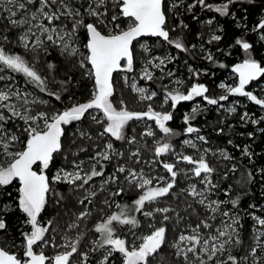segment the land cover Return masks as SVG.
Masks as SVG:
<instances>
[{
  "label": "snow or ice",
  "instance_id": "1",
  "mask_svg": "<svg viewBox=\"0 0 264 264\" xmlns=\"http://www.w3.org/2000/svg\"><path fill=\"white\" fill-rule=\"evenodd\" d=\"M238 0H226L225 3L214 5L206 3L205 0H195L194 4L188 5V9L196 6L198 3L202 8L208 11H214L223 16L230 14L229 6L237 3ZM250 5L255 6L256 0H247ZM119 10V15L130 18L131 23L126 30H113L105 34L101 31V27L107 28L109 24L118 20V15L109 16V11L113 8ZM178 7L176 3L170 6L166 4V0H85L84 4L76 6L75 0H0V19L6 20L3 25L4 31H0V190L6 189L13 184L14 181L19 182L18 196L13 198L11 192H4V199H0V232L7 233L8 223L6 217L10 216L14 211L19 210L25 217L24 223L31 226L30 232H22L25 247L23 258H18L15 253H10L0 247V264H88L87 252L81 249V240L84 238L82 233L73 240L70 236L62 237L63 243L56 244L49 236L50 228H53L54 221L49 220L47 225L42 226L38 217L45 209L49 194L56 196V203L59 204L63 199L60 193L52 192L51 183H66L72 186L73 191H81L82 198L78 199V203L84 205V210L80 211L76 220L71 224H67L68 228H77L79 225L76 221H81L92 215L87 205L93 203L97 191L92 189L90 182L96 177H105V163L111 162L113 156L119 158L125 154L123 152L113 151V143L108 142L103 145V149L96 151L93 156L89 157V170L84 169V160L73 159L70 163L71 170L58 169L52 177L51 183L45 170L50 167L53 162L54 154L59 153L63 149L62 137L65 135V126L72 125L74 122H84L89 119L91 122L101 126L102 131L98 133L100 138L112 137L117 141L127 140L129 144L136 143V137H126L125 128L129 121L133 120H152L156 127L164 134V137L175 135L173 129L168 127V122L173 120L172 111L161 112L156 111L151 103L147 104V110L136 112L128 110L123 100L119 101L120 107L117 108L113 104V96L115 92L113 84V73L117 71L132 72L134 68V48L133 42L138 41L141 37H156L167 42L181 51L188 49L180 40H173L170 37L168 28L167 10ZM33 8L34 11H29ZM81 8L84 9L81 12ZM18 13L19 18L18 17ZM233 17L234 13H231ZM91 18L92 22H85V18ZM47 21V23H45ZM71 27H68V23ZM212 24L213 20L206 21ZM181 27H187L180 22ZM119 29V24L115 25ZM13 29L18 30L19 34L10 39ZM84 33L82 47L85 52L80 51V32ZM253 31H264V19L257 22ZM261 40H264L262 35ZM220 35H213L212 41H219ZM15 45L23 49L24 54L10 51L8 46ZM236 45L241 46L245 53H249L253 49V44L238 38ZM54 46L59 49V54L70 63L75 62V66L81 70L82 74L94 81V90L92 97L87 102L73 103L70 107L60 112H46L36 110L38 105L47 104L48 101L41 100L38 97H31L26 90H21L15 81L14 74H22L26 83L31 84L40 92H48L50 96H54L56 100H60L59 93L48 90L47 77L42 76L35 68V64L39 62L41 54L48 55V47ZM144 52L150 49L146 44L140 45ZM195 47V45H193ZM30 55L32 60L26 57ZM172 59H175L173 57ZM207 59L212 60L209 54ZM158 60V63L154 61ZM124 62L122 65L121 62ZM167 62H171L167 57H155L149 60L148 64L153 65L157 69L163 71L162 66ZM223 66V65H221ZM47 68L52 70L55 64L48 63ZM190 72H193L189 68ZM234 71L238 73L239 83L236 86H229L220 83L219 88L227 94L220 95L218 98H210L206 93L209 89L203 84H194L183 93L180 91H167L164 97V103L171 101V107H175L181 101H193L196 97H202L207 104L221 105V101H227L230 95L246 97L249 101L264 108V98H258L251 91L246 90L251 82L257 81L264 77V67L260 62L252 58L251 55L244 59L242 63L235 65ZM168 76L173 73L169 71ZM198 76V72H193ZM141 79L152 81L153 73L144 67L141 71ZM125 81L128 78L125 77ZM10 82V83H9ZM177 84L181 82L176 81ZM62 87L66 88L64 82ZM132 92L137 94L140 101H152L157 96L156 91H151L146 87H138L133 81L129 85ZM90 110H96L102 114V118H98ZM200 110V106L196 105L191 109V115L185 114L183 117L186 134L198 133L199 129L192 126L191 120L195 118ZM229 113H235V106L228 107ZM264 119V118H262ZM241 120L250 121L253 124H259L261 121L252 119L247 112L243 113ZM16 121L23 122L22 131L27 134L26 141L22 150H12L13 146L20 142V136L9 128L11 122L16 127ZM20 129L17 128V131ZM223 132V129H219ZM264 131V129H261ZM81 137L91 139L90 135L81 131ZM142 136L155 137L154 130L149 128L141 133ZM251 137L254 134L248 133ZM197 141L207 143L204 136L198 135L195 140L185 139L183 144L191 149L199 152L198 157L192 155H183L175 151L173 145L169 142L156 141L154 154L156 157L165 156L172 153L176 156V162L153 161L151 163H161L164 170L168 174V179L163 176L149 177L146 176L142 169H127L123 165L115 168V172L125 174L124 180L128 186H120L116 191L111 192L103 201L106 207L111 208L114 201L112 198L120 196L128 189L141 190L137 194V198L133 202V211L140 213L143 217L149 218L148 228L151 229L150 234L139 237L142 241L138 245L131 246L125 238L118 236L117 228L129 226V231L137 229L141 226V221L129 211L128 205H119V211L106 215L100 222L95 224L94 232L99 234V239L93 241L92 251L97 252L100 249L99 264H113L115 260L114 253L122 257V264H156L157 257L161 252L166 250L168 245V234L170 228L168 223L174 217L170 213H175V222L179 224L185 219L174 208L155 207L152 210H145L147 205L155 204L164 198H168L176 188L179 176L201 178L197 184H189L183 191L193 198L196 204L208 213L206 218L200 220L189 232L179 230L175 236L171 247L174 249L173 256L177 258L176 264H247L249 257H253V264H262L261 258L257 255V250L264 252V217L257 216L254 212L248 215L254 220L253 224V246L244 255H234L231 249L236 245H241L242 240L239 235L240 219L236 214H230V210H222L221 206L230 203L236 208L240 202V198L230 201L212 200L209 196L219 189V185L214 183L212 175L217 171L206 158L209 154L215 156L211 149L200 150L197 147ZM75 144V139L72 140ZM231 143V141H229ZM87 149L80 148L73 156L78 157L79 152H86ZM130 157H139L140 149L129 153ZM219 157L229 161L233 157L226 150H220ZM243 155L251 159L252 153L247 147L243 150ZM67 159V157H65ZM186 162L191 165L187 171L178 169L177 164ZM139 164L140 160H134ZM99 164V169H97ZM34 165H40L41 171L37 172L33 169ZM236 172V166L233 164L229 169ZM257 174L264 181V169H257ZM228 172L223 173V179H227ZM256 179L251 171L241 182L251 184ZM119 177L115 173L110 174L103 179L100 185V191H104V185L117 183ZM154 181L155 186H154ZM88 186V187H86ZM225 195L228 192L225 191ZM111 201V202H110ZM255 209L256 205H250ZM188 208H192L189 204ZM103 210L101 209V212ZM161 216V220L152 223L156 215ZM220 217L219 226H214L211 221H215L217 216ZM202 229H212L211 232H203ZM135 236V232H132ZM51 244L55 248H63L54 256H46L43 251L37 253L34 246Z\"/></svg>",
  "mask_w": 264,
  "mask_h": 264
},
{
  "label": "trees",
  "instance_id": "2",
  "mask_svg": "<svg viewBox=\"0 0 264 264\" xmlns=\"http://www.w3.org/2000/svg\"><path fill=\"white\" fill-rule=\"evenodd\" d=\"M182 1V0H178ZM76 6L84 4V0H75ZM180 7L175 8L170 12V7L166 14L168 17V28L170 31V37L173 40H180L187 51H181L176 49L174 46L167 44V42L162 41L160 38L156 37H145L152 39L153 48L155 53L170 54L171 62H168L169 67H173L177 70V73L181 75L184 79L182 91L186 92L191 88L193 83H205L209 89V95H218V84L225 80L228 74H234L233 66L236 63L243 62L247 59L249 55L256 59L258 62L264 65V40H261V36L264 35V31H253L258 21L264 19V0H256L255 6L250 5L247 0H238L237 3L229 6L230 14L223 16L214 11H208L202 8L198 3L196 6L188 9V5L194 4L195 0H183ZM206 3L219 5L226 2V0H205ZM168 5V0H166ZM83 10V8H81ZM111 14L118 15V20L112 22L107 28L101 27V31L104 33L111 32L113 30L119 31L124 30L128 27L130 18H125L119 15V10L113 7L110 10ZM234 13L235 16L231 15ZM111 14H109L111 16ZM212 19V24H207L206 21ZM183 22L187 27H181L180 22ZM85 22H92L91 18L86 17ZM71 26L70 22H67ZM6 22H1L0 20V31H4L5 34H9L3 25ZM119 24V29L115 28V25ZM13 32V30H12ZM10 34V39H13V34ZM80 40L77 44L80 45V51L85 52L86 50L82 47V41L84 40V33L81 31L79 33ZM213 35H220L222 37L219 41H212L211 37ZM238 38H243L245 41L253 44V49L249 53H245L241 46L236 45L235 41ZM136 42L134 44V63L138 62L140 57L139 52L135 48ZM195 45V47H193ZM11 51L16 53L24 54L19 48H13ZM48 55L41 54L39 62L34 66L40 72L42 76L47 77L48 80V90L51 92L59 93L61 96L60 100H56L54 96H50L48 92H40L39 89L35 88L38 96L41 100L48 101L47 104L38 105V111L46 112H60L70 107L73 103H83L91 99L94 90V81L85 77L81 70L75 66V62L70 63L64 57L59 54V49L54 46L48 47ZM212 56V60L207 59L208 55ZM175 57V59H172ZM29 61L32 57L28 55L26 57ZM48 63L55 64V68L49 70L47 68ZM223 65V66H221ZM189 68L193 72H198L199 75H193V72L189 71ZM123 72V71H121ZM121 72H117L114 75V96L113 104L117 108L120 107L119 101L123 100L125 105H127L130 111H146L147 104L151 103L152 107H156L157 100L162 102V97L166 95L167 91H171L167 84V78L165 74L156 70L153 74L154 79L152 81H147L141 79L137 74L139 81L142 84L149 85L154 91L157 92L156 98L152 101H140L137 98V94L132 92L129 85L126 84L121 77ZM136 74L135 70L131 72ZM20 82L24 85L34 87L31 84L26 83L25 78L22 74H15ZM237 77L234 76L230 82L235 83ZM264 80V77L259 78L254 84ZM61 82L66 85L62 87ZM1 83V82H0ZM251 85V87H252ZM250 87V88H251ZM253 94L257 95V92ZM212 96V95H210ZM235 96V95H234ZM237 96V95H236ZM244 98L245 107L243 108L249 114L254 115L261 122L259 124H253L250 121L241 120V110L238 113H234L230 116H226L225 121H221L220 116L216 114L213 105L201 108L195 118L191 121L201 128L202 132L205 134L206 138L211 144H214L217 148L221 150H226L229 155L233 157L232 160L226 161L221 159V163H213L214 168L217 169L212 175V180L214 183L219 185V196L224 201H230L240 198V202L236 208H233L230 203L224 204L221 208L222 210H230L231 213L239 216L240 226L239 235L242 240L241 245L234 246L231 251L234 255H244L253 246V224L254 220L248 215V213L254 212L257 216L264 217V181L260 179V175L257 174V169H264V116L260 113L262 108L256 105L254 102L249 101L246 97ZM202 99V98H201ZM203 100V99H202ZM204 101V100H203ZM192 106L190 101L180 102L174 109L173 120L168 123L169 127L173 129L175 135L164 137V134L160 130L156 131L157 134L163 136V142H169L173 145L175 151L178 150V144L181 139H183L185 129L183 123H179V120L184 117L185 114L191 115ZM94 113L95 110H90ZM95 114V113H94ZM98 118H101V113L96 114ZM136 120L130 121L125 128L126 137H136V143L129 144L127 140L117 141L112 137L100 138L98 133L102 131L100 125L91 122L90 118L84 122H74L72 125L65 126V135L62 138L63 149L61 152L54 154L53 162L47 169V175L51 183V176L53 171L58 168L70 169V163L73 159L84 160L85 171L89 170V157L93 156L96 151L103 149V145L111 142L114 147H116L118 152H123L125 155L123 157H115L111 162L105 163V177H96L90 182L92 189L97 191V195L93 198V203L87 205V208L92 212V215L84 218L81 221H76L78 223L77 228H68L67 224H71L76 220L79 212L84 210L85 206L78 203V199L82 198L83 193L81 191H73L72 186L66 183H51L52 192L60 193L63 199L59 204L56 203L57 197L49 194L48 201L45 205V209L40 214L42 226L47 225L49 220L54 221L53 228H50L49 233L46 234L47 237H56L59 240L68 234L72 239H76L82 233L84 238L81 240V249L89 254L88 264H99L100 249L97 252L92 251L93 241L99 239V234L94 232L95 224L100 222L106 215L112 212L119 211L120 209L116 207L119 205H128L131 214L135 215L137 219L141 221V226L137 229H133L131 232H135L139 237H143L150 234L151 229L148 228L149 218L143 217L140 213H135L133 209V202L137 198V194L141 191L139 189H128L120 196L112 198L114 203L112 207H106L103 201L108 198L111 192L117 190L118 187L124 186L128 188L124 175L115 172V168L119 165L125 166L127 169L136 170H146L149 174L159 173L160 170H164L161 163H151L153 161L161 162H176V156L169 153L165 156L156 157L154 154V148L156 143H154V137L142 136L143 126L135 122ZM152 121V120H149ZM153 122V121H152ZM11 123V122H10ZM9 123V124H10ZM223 129L220 132L219 129ZM83 131L87 135L91 136L88 139L86 136L81 137L79 133ZM22 138H27V134L19 132ZM248 133H253V136H249ZM75 139V144L72 140ZM231 141V143H229ZM247 147L252 153L251 159L243 155L244 148ZM80 148L87 149L86 152H79L78 157L73 156V153L78 152ZM137 148L140 149L139 157H130L129 153L135 151ZM188 152V150H185ZM67 157V159H65ZM139 159L140 163H134V160ZM236 166V172H231L229 169L232 165ZM40 166V165H39ZM37 166V167H39ZM178 169L187 171L189 169V164L186 162H180L177 164ZM97 169H99V164H97ZM251 171L256 175V179L251 184L238 183L247 175V172ZM228 172L227 179H223V173ZM46 173V172H45ZM115 173L119 177L117 183L104 185V191H100V185L103 179L107 178L108 175ZM164 175H168L166 171H163ZM176 188L170 194L168 198H164L161 201L147 205L145 210H152L155 207H165L169 206L179 212L181 216L185 217L183 221L179 224L175 222V213H170L174 219L168 223L170 232L168 234V245L166 250L161 252L157 257L156 264H176L177 258L173 256L174 249H172L171 244L178 234L179 230H184L189 232L191 227H194L196 223L200 220L206 218L207 215L211 213L196 204L191 196H188L183 190L187 188V183L191 181L189 177L179 176ZM197 180V178H195ZM155 182V181H154ZM88 187V186H86ZM19 188V182L14 181L11 186L6 189L0 190V199H4L3 193L11 192L12 197H17V189ZM225 191L228 195H225ZM111 202V201H110ZM191 204L192 208H188ZM250 205H256L253 209ZM101 209L103 210L101 212ZM8 223L7 233L0 232V245L6 250L17 254L18 257H23V236L22 232H26L27 228L24 225L25 217L19 210L14 211L10 216L6 217ZM159 214L156 215L152 223H157L159 226V221L161 220ZM214 226L220 223V217L217 216L215 221H211ZM121 228L128 229L129 226H123ZM203 232L207 233L213 231L212 229H202ZM130 232V231H129ZM130 232V233H131ZM123 237L131 244V238L128 234H123ZM137 244L141 242L138 239ZM63 248H53L49 250V246H46L43 251L45 255H51L54 252L63 251ZM260 250H257V255H260ZM116 257L113 264H122V257L119 254L114 253ZM253 257H249V262H251Z\"/></svg>",
  "mask_w": 264,
  "mask_h": 264
},
{
  "label": "rangeland",
  "instance_id": "3",
  "mask_svg": "<svg viewBox=\"0 0 264 264\" xmlns=\"http://www.w3.org/2000/svg\"><path fill=\"white\" fill-rule=\"evenodd\" d=\"M84 2H85V0H84ZM173 3H176V4L178 5V7H180L181 3L183 4L184 2H183V0H182V1H178V0H168V5H169V6H170L171 4H173ZM173 10H174V9L170 8V12L173 11ZM29 11H34V9H33V8H29ZM83 11H84V9L81 10V12H83ZM109 14H111L110 11H109L108 15H109ZM19 15H20V14L18 13V17H17V18H19ZM111 15H113V14H111ZM115 15H116V14H115ZM109 16H110V15H109ZM0 20H1V22H6V23H7L6 20H3V19H0ZM129 20H130V22H129V24H130L132 21H131V19H129ZM115 22H116V21H115ZM45 23H47V21H45ZM113 23H114V22H113ZM68 27L70 28L71 26L68 25ZM12 34H13V39H14V37H15L16 35H18L19 32H18V30L13 29ZM153 43H154V42L152 41V39H149V38H141V39H139V40L136 42L135 48L137 49V51H138L139 54H140V57H139V59H138V62L134 63V68H133V69L135 70L136 74H133V73L128 72V71H123V72H121V77L123 78L124 82H125L126 84H130V83H132L133 81H135V82L137 83V86H138V87H146V88L149 90V92L154 91L149 85L142 84V83L139 81L138 77H136V75L138 74L139 77L141 78L140 74H141L142 69H143L144 67H148V70H149L150 72H152L153 74L156 73V70H158V71H160L161 73H164V74L166 75V76H165V78H167V83H166L167 85H166V86H169V88L171 89V91H173V92H175V91H180V92H183V93L186 94V92L182 91V89H181V87H183V84H184V79L181 77V75H180L179 73H177V70H176V69H174L173 67H172V68L169 67L168 62H167L165 65L162 66L163 71H161V69H157V68H155L153 65L148 64V61H149V60H153L155 57H159V58H165V57H167L168 60H170V54H165V55H164V54H161V55H159L158 53H155L154 48H153ZM141 44H146V45L149 47L150 51H149V52H144L143 49H141V47H140ZM15 47H16V48H19L20 50L23 51V49H22L21 47L15 45V43H13L12 45H9V46H8V48H9L10 51H11L13 48H15ZM154 62H155V63H158L159 61H158V60H155ZM169 71H171V72L173 73L172 76H168V75H167V73H168ZM7 74L13 75V76L15 77V74H14V73H7ZM234 76L237 77V75H236L235 73H234V74H228V75L226 76L225 80L222 81V82H220V83H225L226 85H229V86H236V85L238 84V78H237V80H236L235 83L230 82V81L232 80V78H234ZM125 77L128 78V81H127V82L125 81ZM177 80H179L181 83H180V84H177V83H176ZM15 81H16V83H17V86H18L21 90H26V91H28V92L30 93V98H31V97H38L39 99H41V98L38 96L37 92L35 91V88H34V87H31V86H27V85L22 84V83L20 82V80H19L17 77H15ZM3 83H6V82H1V83H0V86H2ZM9 83H10V82H9ZM197 83H198V82H197ZM197 83H193L192 85L197 84ZM220 83H219V84H220ZM219 84H218L217 86H219ZM192 85H191V86H192ZM217 90H218V95H215V94H210V95H212L213 97L218 98L220 95L227 94L224 90L220 89L219 87L217 88ZM250 90H251L252 92H254V93L257 92L258 97H260V98H264V80L261 81V82H258V83H256V84H254V86L252 85V87L250 88ZM164 97H165V96L162 97V102H159V101L157 100V103H156L157 105H156V107H153V108H154L156 111H161V112L172 111L173 116H175V115H174V109L171 107V103H172V102L169 101L168 103H164ZM154 98H156V97H154ZM220 103H221V105H223V107H221V106H219V105H213V106H211L210 104H207V102L203 101L200 97H196V98H194L193 101H190V104H191L192 108H193L194 106H196V105H199V106H200V109H201V108H205L206 106H211V107H213L214 110H215V112H216V114L220 116L221 121H225L226 116H230V115L234 114V113H229V112L227 111V108H228V107L235 106V107L237 108V111H236L235 113H238V112L240 111V109L242 108V110H241L242 115H243V113L247 112L246 110L243 109V108L245 107V103H244V98H243V97L236 96V95L234 96V95H233V96H230L229 99H228L227 101H223V102H220ZM36 110H38V108H36ZM94 113L97 114L96 110L94 111ZM247 113H248V112H247ZM260 113L262 114V116H264V109H261ZM248 114H249V113H248ZM242 115H241V116H242ZM249 116H250L252 119H257V118H258V117L254 118V117H253L254 115H251V114H249ZM100 117L102 118V115H101ZM129 122H130V121H129ZM135 122H138V124H140L141 126H143V128H144V129H143V132L147 131L149 128H151L152 130L155 131L156 135H155V137H154V143H156L157 140H159L160 142H163V136H162L163 133H162V135L157 134L156 131H158L159 129H158V127H156L154 121L152 122V121H149V120H147V119H144V120H136ZM190 122H191L192 126H194V127H196V128L199 129V132H198V133H192V134H186V133H184L183 139H181V140L179 141V144H178V150H177L176 152L181 153V154H183V155H192V156H194V157H198V156H199V152H198L196 149H191V148H189L188 146L184 145V144H183V140H185V139H193V140H195V138H196L198 135H202V136H204L205 138H206V136H205V134L202 132V130H201L200 127H198L197 125H195L192 121H190ZM179 123H183V125H184V129L187 127V125L184 123L183 118L179 120ZM167 126L169 127V125H167ZM8 127H9V128H12V130H13V131H16V134L20 136V142L16 143V144L13 146V149H12V150H15V151L22 150V149H23V146H24V142L26 141L25 138H22V137H21V134L19 133V132H23V131H22V129H23V127H24L23 122H22V121H16V127H13V126H12V123H10V124L8 125ZM17 128H19L20 130L17 131ZM23 133H24V132H23ZM206 140H207V143H202V142L197 141V147H198V149H200V150H203V149H205V148H207V149H211V152H212V153H216V155L213 156V155L209 154L206 158L209 160V162H210L211 164H212V162H213L214 164H215L216 162H217V163H219V162L221 163V159H222V158H220L219 155H218V153H219V151H220L221 149L217 148L214 144H211L210 141H209L207 138H206ZM113 146H114V145H113ZM101 150H102V149H101ZM185 150H188V152H186ZM113 151H114V152L117 151L116 147L113 148ZM228 154H229V153H228ZM189 166L192 167L191 165H189ZM212 166H213V165H212ZM190 167H189V168H190ZM37 169H38L39 171H41V167H40V166L37 167ZM58 169H61V168H58ZM58 169H55V170L53 171V174H52L51 178L55 175V173H56V171H57ZM64 169H66V168H64ZM132 169H133V168H132ZM68 170H71V168L68 169ZM163 171H166V170H160L159 173H155V174L152 175V174H149V171L143 170V172H144V174H145L146 176H149V177H160V176H163V177H165L166 179H168V178H169L168 175H164V173H162ZM45 172L48 173L47 170H45ZM195 178H196V177H191V178H189L191 181H189V182L187 183V187H188L189 184H192V183L197 184V187H198V188L202 186V185H200V183H199V181H200L201 178H197V180H195ZM155 183H156V182H154V186H155ZM17 194H18V189H17ZM17 196H18V195H17ZM209 199H212V200H223V199H221V197L219 196V192H218V191H214V192L209 196ZM223 206H224V205H222L221 208H222ZM230 214H233V213L230 212ZM38 220H39V222H40V224H41V223H42L41 218L38 217ZM219 224H220V223H219ZM219 224H218L217 226H219ZM24 225H25V227L27 228V231H26V232H30V231H31V226H30V225H27V224H25V223H24ZM119 228H120V227L117 228V233H116V234H117L118 236H120L121 238H124V237H123V234H128V235L130 236V238H131V244H129L130 247H131V246L138 245L137 242H136V241L139 239L138 234L135 233V236H133L132 232L130 233V232L128 231V229L121 228V230H119ZM210 232H211V231H210ZM66 235H68V234H66ZM68 236H69V235H68ZM52 240H53L56 244H62V243H63V239H62V238L59 240V242H58V240L56 239V237H53ZM73 240H75V239H73ZM141 242H142V241H141ZM141 242H140V243H141ZM46 246H49V250H50V249L52 250L53 248H55V247H52L51 244L44 245L43 243H41L39 246H35V250H36L37 252L43 251V249H44ZM23 247H25V242H24V240H23ZM103 251H105V250L103 249ZM43 252H44V251H43ZM260 253H261V254L258 255V257L261 258L262 264H264V252H261V251H260ZM55 254H56V252H54V253L52 254V256H54ZM46 256H49V255H46ZM50 256H51V255H50ZM19 258H20V257H19ZM21 258H23V257H21ZM253 259H254V258H252L251 262H249L248 264H253Z\"/></svg>",
  "mask_w": 264,
  "mask_h": 264
},
{
  "label": "water",
  "instance_id": "4",
  "mask_svg": "<svg viewBox=\"0 0 264 264\" xmlns=\"http://www.w3.org/2000/svg\"><path fill=\"white\" fill-rule=\"evenodd\" d=\"M127 29V28H126ZM126 29H124V30H126ZM106 34V33H105ZM141 38H145V37H141ZM141 38H139V39H141ZM135 42H137V41H134L133 42V47H134V44H135ZM122 63V65L124 64V62L122 61L121 62ZM239 63H242V62H239ZM239 63H236L235 65H237V64H239ZM261 64V66L262 67H264V65L262 64V63H260ZM235 65L233 66V72L237 75V78H238V73H236L235 71H234V68H235ZM117 72H121V71H117ZM117 72H114L113 73V78H114V75L117 73ZM253 82H255V81H253ZM253 82H251L248 86H246V87H249ZM238 83H239V79H238ZM114 84V83H113ZM200 84H203V85H205L206 87H207V85L205 84V83H200ZM238 85V84H237ZM208 88V87H207ZM247 91H251V90H247ZM252 92V91H251ZM206 95H208L210 98H216V97H213V96H210L209 95V91H208V93H206ZM229 96H230V94H229ZM258 98H260V97H258ZM204 100V99H203ZM205 101V100H204ZM181 102H183V101H181ZM206 102V101H205ZM221 102H223V101H221ZM63 138V137H62ZM37 166H39V165H34L33 166V169L35 170V171H37V172H39V170L37 169ZM46 175H47V173H46ZM48 176V175H47ZM0 247H2V248H4L3 246H1L0 245ZM5 249V248H4ZM6 250V249H5ZM6 251H8V250H6ZM34 251H36L35 250V246H34ZM10 252V251H9ZM37 252V251H36ZM10 253H13V252H10ZM37 253H39V252H37ZM17 255V254H16ZM19 258V257H18Z\"/></svg>",
  "mask_w": 264,
  "mask_h": 264
},
{
  "label": "flooded vegetation",
  "instance_id": "5",
  "mask_svg": "<svg viewBox=\"0 0 264 264\" xmlns=\"http://www.w3.org/2000/svg\"><path fill=\"white\" fill-rule=\"evenodd\" d=\"M256 82V81H255ZM255 82H253V83H255ZM200 84V83H199ZM252 85V84H251ZM251 85L249 86V87H246V90H250V87H251ZM230 96H233V95H230ZM229 96V97H230ZM200 98H202V97H200ZM203 99V98H202ZM171 122V121H170ZM170 122H168V123H170Z\"/></svg>",
  "mask_w": 264,
  "mask_h": 264
}]
</instances>
